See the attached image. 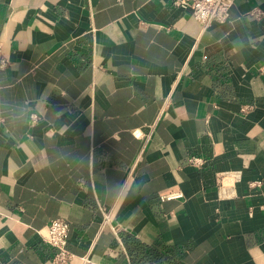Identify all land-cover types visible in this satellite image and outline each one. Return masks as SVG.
I'll use <instances>...</instances> for the list:
<instances>
[{
    "label": "crops",
    "instance_id": "crops-1",
    "mask_svg": "<svg viewBox=\"0 0 264 264\" xmlns=\"http://www.w3.org/2000/svg\"><path fill=\"white\" fill-rule=\"evenodd\" d=\"M253 8L203 25L171 0H0V264H53L38 230L56 217L65 264H264Z\"/></svg>",
    "mask_w": 264,
    "mask_h": 264
},
{
    "label": "built area",
    "instance_id": "built-area-1",
    "mask_svg": "<svg viewBox=\"0 0 264 264\" xmlns=\"http://www.w3.org/2000/svg\"><path fill=\"white\" fill-rule=\"evenodd\" d=\"M172 4L176 7L187 9L191 12L193 17L201 22L203 25L211 23H225L229 20L230 9L234 0H171ZM249 15L256 19L264 17V11L259 8H253L248 12ZM9 64L8 58L3 54L2 43H0V69L7 67ZM261 72H264V65L261 67ZM30 122L38 120V115L34 112L29 114ZM132 133L135 137H142V132L139 129H133ZM190 165L200 167L204 160L199 156H190L187 159ZM237 175V172H218L216 174V183L221 197H228L230 194V183L226 177ZM257 182L253 183L256 184ZM182 197L180 191H170L165 189L160 191V199H179ZM102 214V225H111V213L105 207L100 206ZM68 221L62 217H56L49 221L46 225L38 230L42 239L49 245L55 248V253L52 258L53 264H65L69 262L73 253L67 248V234H68ZM111 228L113 226L111 225ZM87 260V259H86Z\"/></svg>",
    "mask_w": 264,
    "mask_h": 264
}]
</instances>
